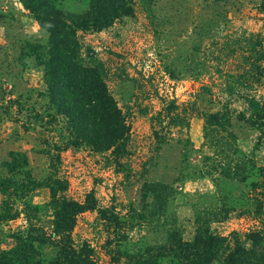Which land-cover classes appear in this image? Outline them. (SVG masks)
I'll use <instances>...</instances> for the list:
<instances>
[{"label":"rangeland","instance_id":"1","mask_svg":"<svg viewBox=\"0 0 264 264\" xmlns=\"http://www.w3.org/2000/svg\"><path fill=\"white\" fill-rule=\"evenodd\" d=\"M263 1L135 0L134 12L110 26L77 30L82 56L104 63L131 126L128 154L116 160L109 151L71 143V124L52 103L37 57L43 58L48 34L21 0H0V246L13 247L16 233L33 225L50 231L56 211L52 187L64 188L59 198L96 204L77 214L72 235L93 246L99 264H127L116 250L125 238L155 245L174 231L192 240L201 228L220 235L264 228V215L228 210L216 196L218 175L205 174L206 168L225 154L207 142L200 114L190 119L189 151L178 127L157 149L150 120L163 99L188 102L203 83L215 82L218 90L217 77L237 68L234 62L244 52L240 45L259 37L264 42ZM200 106L220 108L217 102ZM243 106L232 103L238 110ZM232 128L240 152H227L231 164L244 158L264 170V136L237 118ZM260 180L257 193L263 192L258 196L264 200V177ZM147 183L169 188L165 194L160 186L144 193ZM238 187L228 199L240 193ZM10 214L14 218H6ZM46 251L53 254L55 247Z\"/></svg>","mask_w":264,"mask_h":264},{"label":"trees","instance_id":"2","mask_svg":"<svg viewBox=\"0 0 264 264\" xmlns=\"http://www.w3.org/2000/svg\"><path fill=\"white\" fill-rule=\"evenodd\" d=\"M21 1L48 34L43 58L40 53L37 57L45 68L44 78L52 103L71 124L74 137L71 143L90 146L99 152L109 151L119 160L128 154L131 135L128 116L110 89L104 63L89 62L82 56L77 30L110 26L118 18L134 12L135 0H72V4L68 0ZM69 4L76 10H70ZM260 11L264 12V1ZM240 46L244 52L234 62L237 68L217 77L222 81L218 90L215 82L203 83L193 95L194 99L188 102L163 99L162 108L151 114L150 120L157 149L167 141L172 127H178L179 134L186 137L184 144L189 151L190 119L194 113L200 114L205 120L207 142L215 147L217 154H225L221 162H213L206 168L205 174L218 175L214 179L216 196L228 210L259 216L264 215V200L258 196L263 192L257 193L262 185L260 178L264 177L263 168L244 158L232 165L227 154L240 152L232 128L234 118L258 129L261 138L264 136V42L259 37ZM170 75L174 78L176 74L171 72ZM128 79L134 82L133 78ZM205 101L217 102L220 108H202L200 102ZM234 101L244 102L243 108L232 107ZM140 109L149 112L148 107ZM225 180L230 187L225 183L221 185ZM158 186L160 193H167L169 185L166 183H147L144 193L155 191ZM237 186L242 187L237 188L240 193L228 199L230 190ZM61 190L64 188H51V203L56 211L50 231L34 225L26 233L18 231L13 247L0 246V264L100 263L93 246L87 241L75 242L72 235L77 214L96 204L91 200L83 204L66 196L59 198ZM99 211L103 213L105 209L99 208ZM10 215L6 218H14V214ZM125 239L126 242H117L116 250L126 257L127 264H264V228L248 232L233 230L228 235L201 228L192 240H184L174 231L165 243L155 245ZM48 245L55 247L53 254L46 251Z\"/></svg>","mask_w":264,"mask_h":264}]
</instances>
